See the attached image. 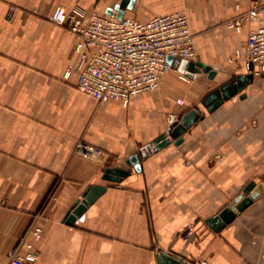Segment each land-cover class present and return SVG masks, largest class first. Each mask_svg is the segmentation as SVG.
I'll return each instance as SVG.
<instances>
[{"label": "crops", "instance_id": "0c3cea01", "mask_svg": "<svg viewBox=\"0 0 264 264\" xmlns=\"http://www.w3.org/2000/svg\"><path fill=\"white\" fill-rule=\"evenodd\" d=\"M120 1L0 0V264L37 215L42 236L28 241L38 264H157L160 252L190 264H264V196L218 233L205 223L250 182H262L263 68L213 112L203 105L247 74L246 40L257 23L227 24L257 1L264 8V0H136L125 16L184 11L194 61L216 75L184 80L172 69L127 106L81 93L74 73L64 79L75 38L50 21L57 6L103 14ZM193 110L200 115L183 141L156 150L155 141ZM133 155L139 172L127 164ZM108 168L132 170L112 182L103 179ZM96 186L103 191L68 224Z\"/></svg>", "mask_w": 264, "mask_h": 264}, {"label": "built area", "instance_id": "2783aa9c", "mask_svg": "<svg viewBox=\"0 0 264 264\" xmlns=\"http://www.w3.org/2000/svg\"><path fill=\"white\" fill-rule=\"evenodd\" d=\"M16 11L9 8V16ZM50 21L67 27L74 35L73 53L75 62L64 73V79L76 75V88L97 102L119 101L127 106L132 98L157 89L163 76L172 68L168 58L194 61L196 57L194 34L189 18L184 11L155 15L145 21L129 16L118 19L112 14H79L63 6L54 8ZM257 27L247 36L249 64L254 66V75L264 68V8L257 1L254 5L227 24L240 30L248 23ZM178 70V69H176ZM180 72V71H179ZM181 78L192 77L181 72ZM40 215L32 220L24 236L11 251L7 264H38V251L28 241V236L39 238L42 227ZM24 248L25 253H20ZM199 264H207L201 261Z\"/></svg>", "mask_w": 264, "mask_h": 264}, {"label": "water", "instance_id": "95a60500", "mask_svg": "<svg viewBox=\"0 0 264 264\" xmlns=\"http://www.w3.org/2000/svg\"><path fill=\"white\" fill-rule=\"evenodd\" d=\"M136 0H121L114 8H109L107 14H112L116 11L118 19H121L126 10H131ZM168 62L172 68L178 69V71L185 73L187 76L194 78L197 73H205L208 78L213 79L216 72L209 65H205L199 61H185L179 58H168ZM264 70V68H263ZM254 78V66L252 63L249 64L247 74L237 75L232 77L227 83L223 84L219 88L210 92L203 100V105L207 108L208 112H213L224 101L230 99L237 93L241 92L245 87L253 82ZM243 97V96H242ZM199 112L193 110L182 118L181 122L174 123L168 129L166 135L162 136L155 141V149H161L174 139L175 145H179L182 141V134L199 118ZM139 160L137 155H133L127 161V164L132 167L135 171H140ZM132 169L122 170L117 168H108L105 170L103 179L112 182H120L124 177L128 176ZM262 182L256 184L250 182L242 192L218 215L213 218H209L205 221L206 225L209 226L214 232H220L226 225L232 223L236 216L245 211L255 201L259 200L264 196V175L261 178ZM103 187H93L89 196L73 208L72 212L67 217V223L72 224L75 216H78L86 205L94 199V197L101 191ZM157 264H181L180 259L175 258L167 253L160 252L156 256Z\"/></svg>", "mask_w": 264, "mask_h": 264}, {"label": "trees", "instance_id": "16d2710c", "mask_svg": "<svg viewBox=\"0 0 264 264\" xmlns=\"http://www.w3.org/2000/svg\"><path fill=\"white\" fill-rule=\"evenodd\" d=\"M180 261H181V264H190L189 262H187V261H185L183 259H180Z\"/></svg>", "mask_w": 264, "mask_h": 264}, {"label": "rangeland", "instance_id": "374dc122", "mask_svg": "<svg viewBox=\"0 0 264 264\" xmlns=\"http://www.w3.org/2000/svg\"><path fill=\"white\" fill-rule=\"evenodd\" d=\"M200 262H201V261H200ZM200 262H199V263H200ZM205 262H206V261H205ZM206 263H207V262H206Z\"/></svg>", "mask_w": 264, "mask_h": 264}]
</instances>
